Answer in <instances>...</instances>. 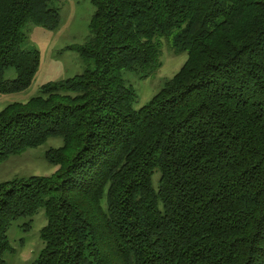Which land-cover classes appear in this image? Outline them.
Returning <instances> with one entry per match:
<instances>
[{"label": "trees", "instance_id": "1", "mask_svg": "<svg viewBox=\"0 0 264 264\" xmlns=\"http://www.w3.org/2000/svg\"><path fill=\"white\" fill-rule=\"evenodd\" d=\"M89 1L76 50L94 70L0 111V162L63 140L52 175L0 183V264L11 223L41 209L34 264H264V0ZM59 23L51 0H0V94L39 69L23 29ZM160 36L187 59L133 111L121 73L147 76Z\"/></svg>", "mask_w": 264, "mask_h": 264}, {"label": "rangeland", "instance_id": "2", "mask_svg": "<svg viewBox=\"0 0 264 264\" xmlns=\"http://www.w3.org/2000/svg\"><path fill=\"white\" fill-rule=\"evenodd\" d=\"M51 7L58 9L60 23L55 31L27 25L23 29L25 42L23 50L37 51L40 66L28 89L20 93L0 94V111L13 103H26L40 96L42 86L57 84L86 69L94 70L92 61L84 62L77 47L90 39L89 23L94 8L89 0H51ZM158 64L142 77L140 74L122 71L121 78L126 86L133 89L135 96L132 110L138 111L156 95L180 70L187 59L185 52L177 51L164 36L157 37ZM6 79H13L14 73L7 72ZM63 145L61 137H49L42 145L25 149L0 162V183L29 177H48L57 167L49 163L45 155L48 151ZM152 187L157 191L158 174L152 177ZM28 224V227H27ZM46 225L44 210H38L31 219H19L11 223L7 237L11 252L4 256L5 264H34L39 258L44 244L40 232Z\"/></svg>", "mask_w": 264, "mask_h": 264}]
</instances>
